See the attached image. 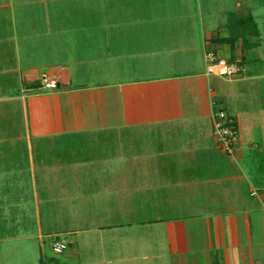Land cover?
<instances>
[{
    "label": "crops",
    "instance_id": "1",
    "mask_svg": "<svg viewBox=\"0 0 264 264\" xmlns=\"http://www.w3.org/2000/svg\"><path fill=\"white\" fill-rule=\"evenodd\" d=\"M67 1L0 0V223L69 224L59 264H264V120L232 108L240 142L220 148L206 61L229 48L244 65L261 40L239 48L200 7ZM245 72L237 94L252 103ZM24 185L44 198L17 196Z\"/></svg>",
    "mask_w": 264,
    "mask_h": 264
},
{
    "label": "rangeland",
    "instance_id": "2",
    "mask_svg": "<svg viewBox=\"0 0 264 264\" xmlns=\"http://www.w3.org/2000/svg\"><path fill=\"white\" fill-rule=\"evenodd\" d=\"M106 1V0H102ZM117 1V0H113ZM121 1V0H119ZM133 1V0H130ZM143 2L139 5L141 9L148 8H158L157 11L164 13H182L183 10L185 13L190 12L191 15H194L195 10L199 7L203 8V12H205V24L207 27L210 26L211 21L217 19V22L220 24V35L225 37L232 35L233 38L239 40L237 42L239 48L242 43L241 40L243 38L246 39H259L262 42V47L259 48L258 51H246V59L244 60V70H246V75L253 76L254 78L257 76L259 80H247L243 84L247 86V92L252 89H256V94L254 97L249 98L252 100V103L246 101V99L239 96V88L243 90L244 87L237 85V78L241 75L234 77L229 81L223 76H213L212 79L215 82L217 88L216 91H220V107L226 108V110L230 113L233 109H239L244 111H249L248 113L242 114V118H251L252 115L250 112L258 109V116L264 120V0H142ZM78 2L76 0H70L64 3V6L68 5L69 7H75ZM239 3V4H238ZM62 5V3H60ZM135 6V5H134ZM138 6V5H137ZM113 7H115L113 5ZM166 11V12H165ZM251 12L253 13V21L251 19L244 20L250 18ZM198 14V13H197ZM200 16V15H199ZM203 18V17H202ZM243 21V22H242ZM230 22L232 23V28L228 31V26L230 27ZM257 23V24H256ZM228 25V26H227ZM226 36V37H227ZM236 36V37H235ZM236 47V46H235ZM223 52L224 57H230L229 48H217ZM208 52V50H207ZM222 55V54H221ZM257 74V75H256ZM49 76V75H48ZM46 76H44L45 78ZM52 77V76H51ZM252 78V77H250ZM234 80V81H233ZM231 87H235L236 93H232L235 97L232 99L233 106L229 99L225 96L223 98V92L227 88V90L231 89ZM226 94V92H225ZM250 97L249 94H247ZM248 102V103H247ZM219 107V106H218ZM232 112V111H231ZM238 126V124H237ZM247 128V125H246ZM240 129V126H239ZM214 132V131H213ZM248 132V133H247ZM215 133V132H214ZM252 134V130L244 129V136ZM129 134V133H128ZM241 134V131H240ZM215 137V135H214ZM41 158V157H40ZM56 158V156H55ZM54 157L48 159L49 163H53ZM18 163L27 167L28 160L19 159ZM36 161V168L39 170V165ZM112 166V165H111ZM112 168V167H111ZM171 168V167H170ZM113 170V169H111ZM131 170V169H129ZM151 170V169H150ZM173 170V167L171 168ZM25 186V185H24ZM22 188V187H21ZM38 190H32L28 185L23 187V190L20 192H16L17 196H25L24 198L30 199L32 196L38 194L40 200L44 198V192ZM33 201V200H31ZM42 207V204H41ZM43 209V207H42ZM13 218L17 219V216ZM21 219V218H20ZM69 224L63 223H55V224H45L42 222L40 225L34 217L33 220L25 222V220H18L16 224H11L9 227L8 224L0 223V264H44L47 262L48 264H59L63 261L67 260V255L70 250L73 248L69 246L67 250L63 253L56 254L53 252L52 244L54 241L58 239H65L67 241H71L70 237L64 234H58L59 229L66 227ZM41 226V229L44 231L45 236L40 239V241H30V234L38 233V230ZM34 235V234H33ZM51 235V236H49ZM11 237H15L14 239H10ZM2 238V239H1Z\"/></svg>",
    "mask_w": 264,
    "mask_h": 264
},
{
    "label": "built area",
    "instance_id": "3",
    "mask_svg": "<svg viewBox=\"0 0 264 264\" xmlns=\"http://www.w3.org/2000/svg\"><path fill=\"white\" fill-rule=\"evenodd\" d=\"M206 61L208 62L207 72L211 75L232 79L243 72V67L237 62H230L227 57L213 50H209L206 53ZM42 88L56 90L58 89V80L55 77L46 76L42 81ZM214 132L220 148L227 154H235L240 142V132L234 116L222 109L218 110L216 112ZM52 249L54 253L59 254L67 250L68 245L63 241H54Z\"/></svg>",
    "mask_w": 264,
    "mask_h": 264
},
{
    "label": "trees",
    "instance_id": "4",
    "mask_svg": "<svg viewBox=\"0 0 264 264\" xmlns=\"http://www.w3.org/2000/svg\"><path fill=\"white\" fill-rule=\"evenodd\" d=\"M249 19H251L252 21H253V19H252V16H250V18H248V19H246V20H244L245 22L247 21V20H249ZM243 22V21H242ZM217 41V40H216ZM246 42H247V39L246 38H243V43H242V45H241V47H242V49L244 50V48L246 47ZM229 61L230 62H237L241 67L243 66V63H240L239 61H237V60H235V58H230L229 59ZM220 109H222V110H224V111H226V112H228L227 110H226V108H220ZM219 110V109H218ZM235 118V117H234ZM236 119V118H235ZM44 264H48L47 262H45Z\"/></svg>",
    "mask_w": 264,
    "mask_h": 264
}]
</instances>
